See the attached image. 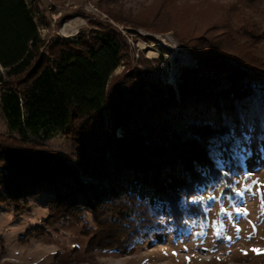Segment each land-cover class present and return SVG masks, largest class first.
I'll return each mask as SVG.
<instances>
[{
	"label": "trees",
	"instance_id": "1",
	"mask_svg": "<svg viewBox=\"0 0 264 264\" xmlns=\"http://www.w3.org/2000/svg\"><path fill=\"white\" fill-rule=\"evenodd\" d=\"M37 9L0 0V109L18 133L0 134V202L19 212L28 197L47 193L51 217L90 209L100 225L92 251L125 248L164 210L183 224L185 201L228 174L215 154L228 157L230 172L241 166L233 126L264 106V60L229 47L227 22L224 40L202 34L191 45L197 65L181 69L177 89L139 69L116 81L128 50L122 31L100 23L46 42ZM243 28L255 49L259 26ZM58 133L71 141V157L35 142Z\"/></svg>",
	"mask_w": 264,
	"mask_h": 264
},
{
	"label": "rangeland",
	"instance_id": "2",
	"mask_svg": "<svg viewBox=\"0 0 264 264\" xmlns=\"http://www.w3.org/2000/svg\"><path fill=\"white\" fill-rule=\"evenodd\" d=\"M27 1L38 7L36 20L46 42L75 38L82 30L89 34L100 23L122 31L128 50L113 75L116 81L139 69L140 76L177 89L181 69L197 65L191 45H199L202 34L217 33L224 40L229 28L221 27L227 22L233 39L229 47L264 60V0ZM232 6L239 9L229 10ZM249 20L262 33L255 49H249L255 43L243 28ZM243 119L233 126L240 168L230 172L228 157L215 154L228 174L200 187L190 200L192 209L185 201L183 224L164 210L157 218L160 223L125 248L92 251L88 245L100 225L90 209L82 208L77 219L51 217L52 195L47 193L28 197L19 212L13 204L0 202V264H264V106L249 110ZM0 134L18 136L1 109ZM35 142L74 155L62 133Z\"/></svg>",
	"mask_w": 264,
	"mask_h": 264
}]
</instances>
